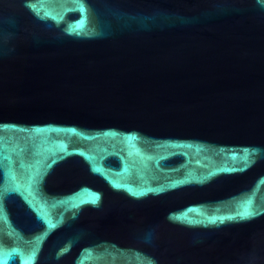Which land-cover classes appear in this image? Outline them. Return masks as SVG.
<instances>
[{
    "label": "water",
    "instance_id": "1",
    "mask_svg": "<svg viewBox=\"0 0 264 264\" xmlns=\"http://www.w3.org/2000/svg\"><path fill=\"white\" fill-rule=\"evenodd\" d=\"M0 264H264V0H0Z\"/></svg>",
    "mask_w": 264,
    "mask_h": 264
}]
</instances>
